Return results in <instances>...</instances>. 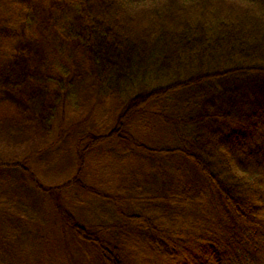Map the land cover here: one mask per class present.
Here are the masks:
<instances>
[{"label":"trees","instance_id":"trees-1","mask_svg":"<svg viewBox=\"0 0 264 264\" xmlns=\"http://www.w3.org/2000/svg\"><path fill=\"white\" fill-rule=\"evenodd\" d=\"M0 264H264V0H0Z\"/></svg>","mask_w":264,"mask_h":264}]
</instances>
